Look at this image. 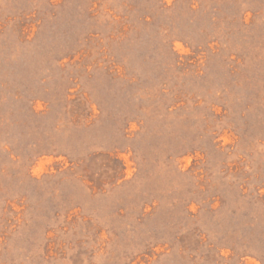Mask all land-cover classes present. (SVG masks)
Wrapping results in <instances>:
<instances>
[{
    "label": "rangeland",
    "instance_id": "obj_1",
    "mask_svg": "<svg viewBox=\"0 0 264 264\" xmlns=\"http://www.w3.org/2000/svg\"><path fill=\"white\" fill-rule=\"evenodd\" d=\"M0 264H264V0H0Z\"/></svg>",
    "mask_w": 264,
    "mask_h": 264
}]
</instances>
